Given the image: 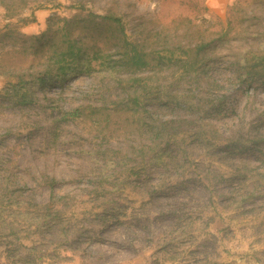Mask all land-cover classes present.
Returning <instances> with one entry per match:
<instances>
[{
	"label": "rangeland",
	"instance_id": "1",
	"mask_svg": "<svg viewBox=\"0 0 264 264\" xmlns=\"http://www.w3.org/2000/svg\"><path fill=\"white\" fill-rule=\"evenodd\" d=\"M103 17L120 20L124 33ZM123 39L163 58L155 86L183 85L176 58L206 45L201 85L222 84L234 111L217 124L257 134L264 77L237 76L250 70L240 64L264 58V0H0V264H264V184L243 201L254 178L234 191L235 178L223 183L207 165L183 172L170 160L130 177L136 150L152 140L145 131L123 117L98 129L54 122L60 108L122 99ZM70 46L84 56L67 61L68 78L58 83L54 54ZM97 51L110 56L109 70L91 60ZM45 70L51 83L41 89L33 75ZM21 79L30 81L28 106L4 92ZM260 148L222 164L264 175Z\"/></svg>",
	"mask_w": 264,
	"mask_h": 264
},
{
	"label": "trees",
	"instance_id": "2",
	"mask_svg": "<svg viewBox=\"0 0 264 264\" xmlns=\"http://www.w3.org/2000/svg\"><path fill=\"white\" fill-rule=\"evenodd\" d=\"M103 20L115 21L120 30V36L124 33L120 20L110 17H103ZM119 39H121L119 37ZM121 57L118 60V69L128 74L127 78L119 80V86L123 91V97L119 102H114L112 106L105 108L92 103L82 104L70 109H61L57 112L58 118L54 120L56 124H92L96 129L109 126L114 119H121L122 124L127 127L145 131L152 140L148 144L141 146L140 152L136 150L134 156L135 164L127 170L130 177L141 173L147 163L152 165L162 161H175L179 163L183 172H197L201 165H207L220 173L222 182L235 178L236 185L233 190H242L249 182V177L254 178L256 188L247 192L243 196V201L252 200L260 195L259 186L264 184V175L261 169L254 167L250 172L239 166L226 169L223 160H236L237 155L243 152H259L261 144L264 143V120L257 122V134L245 138L239 130L230 133L222 131L217 124L231 118L233 109L227 105V96L223 92V86L218 81H213L207 88L202 83V68L207 66L205 62V50L207 46L201 45L190 51H185L184 55L176 58L180 64V69L185 74L183 82L177 81L173 85H154L152 78L153 70L157 64L162 63V57L152 58L150 53L138 48L136 45L127 43L123 39ZM80 49L70 46L66 51L54 54V66L58 67L55 80L58 83L67 80V61H75L83 57ZM109 55L101 54L97 51L93 53L91 60L99 62L101 67L109 70ZM172 57L169 60H172ZM256 65L248 66V62L240 64V71L250 69L246 74L239 75L238 78L246 77V80L253 76L264 77V58H257ZM47 71V72H46ZM48 70L45 73L33 75V83L36 82L39 88L45 89L51 79L48 78ZM252 79V78H251ZM252 81V80H251ZM30 83L21 79L19 82L10 83L9 89L5 92L6 97L10 95L11 101L16 105L28 106L32 102L27 97L26 85ZM3 92V93H4ZM168 108L176 111L177 114L170 117L160 116L156 108ZM200 150V151H198ZM191 152H198L199 159H193ZM120 153V152H118ZM140 157V158H137ZM146 157V158H145ZM146 161V163H145ZM144 163V165H143ZM242 163V162H241ZM215 166H218L217 168ZM193 169V170H191ZM202 181V178L197 174ZM49 187L54 192L56 180H49ZM157 188L156 186H151ZM158 189V188H157ZM155 189V190H157ZM157 193V192H153ZM225 200L229 198L223 197Z\"/></svg>",
	"mask_w": 264,
	"mask_h": 264
}]
</instances>
